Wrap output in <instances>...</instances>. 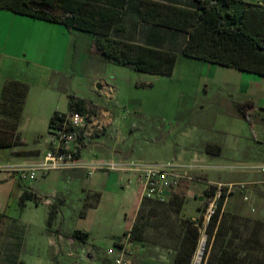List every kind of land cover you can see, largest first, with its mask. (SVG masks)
<instances>
[{
	"label": "rangeland",
	"instance_id": "374dc122",
	"mask_svg": "<svg viewBox=\"0 0 264 264\" xmlns=\"http://www.w3.org/2000/svg\"><path fill=\"white\" fill-rule=\"evenodd\" d=\"M192 1L180 5L191 6ZM130 3L137 6V0ZM61 27L71 33L73 44L69 56H64L66 61L61 72L55 74L59 92L55 106L60 113H67L68 96L75 95L86 101L84 113L89 120L98 122L93 131L82 132V149L96 143L104 150L122 154L125 159L186 167L192 177L178 190L183 198L180 212L172 204H141L135 221L140 227L138 240L130 243L134 264L171 263L183 245L185 230L182 223L194 214L198 215L195 220L203 219V226L192 264L198 257L202 264L204 255L200 254V243L206 239L207 244L209 235L210 222L206 215L214 197L208 196L209 189H214L213 183L255 186L253 192L247 189L244 194L232 190L223 208L229 214V225L249 230L241 226L240 219L232 220L234 215L264 221V197L258 194L261 189L258 181H264V173L260 170L264 167V76L183 55L185 36L175 31L162 29V32L148 36L129 26L125 33L128 38L148 40L150 44L177 55L175 68L169 76L139 72L92 53L94 35L69 30L64 25ZM18 30V44L9 46L6 52L26 56L30 43L29 27L20 26ZM59 51L61 61L65 49L60 46ZM102 84L104 88L100 89ZM36 103L35 99L31 110L27 111L34 113ZM239 105L249 115L248 119ZM22 119L25 127H32L33 123L26 120L25 114ZM48 122L46 119L40 125L42 134L24 133L25 145L15 149H46L51 138ZM218 146L224 147L222 156L216 155ZM0 151L9 153L11 149ZM192 152L202 157L190 161L189 166L178 162L193 157L189 156ZM206 153L213 156L212 161ZM0 158L8 160L5 155ZM56 173L51 172L48 177L37 174L33 180H21L12 172L0 171V213L6 216V225L17 223L23 213H29V207L41 216L34 219L21 236L18 257L26 260L25 264H32L37 256L42 257V264H113L108 250H117V244L132 230L133 215L139 206V197L130 191L136 185L121 187L115 205L108 203L102 209H96L97 198L91 195L89 187L91 176L66 172L58 180ZM253 176L256 183H250ZM24 189H33L41 200L49 199L55 205L59 213L53 219L52 229L59 231L64 240H58L48 230L49 206L43 203L38 206L27 204V208L21 206L19 200ZM246 196L248 200H245ZM76 231L88 233L85 241L74 237ZM71 238L76 240L75 244L69 240ZM51 240H55L56 245L51 244Z\"/></svg>",
	"mask_w": 264,
	"mask_h": 264
},
{
	"label": "trees",
	"instance_id": "16d2710c",
	"mask_svg": "<svg viewBox=\"0 0 264 264\" xmlns=\"http://www.w3.org/2000/svg\"><path fill=\"white\" fill-rule=\"evenodd\" d=\"M130 1L0 0V9L61 24L69 30L90 33L94 35L92 53L114 64L157 76L171 75L177 61L175 53L118 37L124 32V12L133 6ZM138 3L140 22L175 31L187 38L181 50L183 55L264 76V0L262 3L249 0H193L191 6L161 0H139ZM28 92L29 85L20 81L11 80L4 85L0 101V148L22 145L18 130ZM249 105L253 107L252 103ZM85 108L86 101L83 98L69 95V111H57L52 115L50 133L54 128L63 126L69 113H84ZM239 108L248 119L249 115L242 105ZM68 129L79 133L77 129ZM178 190L166 204L175 205L177 212H180L183 198ZM215 192V188L209 189L208 196H214ZM227 197L228 193L224 190L218 208L209 221L207 244L206 239L200 243V254L204 255L202 264H264V221L234 215L232 220L240 219L243 222L241 226L249 230L244 231L241 227H235V224L229 225V214L223 211ZM39 198L36 192L27 189L21 196V204L24 205L28 200L37 203ZM166 204L152 203L155 206ZM54 210L52 206L49 228ZM3 217L0 214V222ZM202 226L203 219L190 218L182 223L185 230L183 245L170 264H192ZM139 228L135 224L127 233L131 235L130 243L138 240ZM87 235L76 231L74 237L85 241ZM200 263L201 259L196 258L195 264Z\"/></svg>",
	"mask_w": 264,
	"mask_h": 264
},
{
	"label": "crops",
	"instance_id": "0c3cea01",
	"mask_svg": "<svg viewBox=\"0 0 264 264\" xmlns=\"http://www.w3.org/2000/svg\"><path fill=\"white\" fill-rule=\"evenodd\" d=\"M168 3H174V4H181L185 2H190V0H161ZM139 0H137V6H132L133 10L125 11L123 17H129L128 20H125L128 24H123L124 32L122 35H119L118 37L120 39L142 44V45H150L148 40H142L141 38H128L125 36V33L128 31V27L131 26L140 32L147 33L148 36L150 34H158L159 32H162L161 28H156L147 24H143L139 21L138 15H137V9L139 8ZM191 3V2H190ZM130 7V6H129ZM22 15L16 14L12 11L3 10L0 9V101L2 97V91L4 88V85L11 80L20 81L22 83L29 85V92L26 98V102L24 105V110L22 113V117L20 120V126H19V134L22 141L21 146L25 145V142L22 140V135L24 133L26 134H42L41 130H39V127L42 123L48 119L50 121L52 115L57 112V106H55L57 101V94H59L56 86L55 81V74L57 75L61 72V68H63L64 63L66 61L65 55L70 54L72 51V38L71 33L69 34L64 27H61V25H58L56 23H51L39 19L30 18L27 16L21 17ZM28 26L29 27V51H26V56H19V55H13L10 54L7 51L9 46L14 47L18 44V35L20 34V26ZM31 29L33 31L31 32ZM166 30V29H163ZM167 32V31H166ZM169 32V31H168ZM94 38V37H93ZM92 38V39H93ZM187 38L185 37V40ZM60 46H62L65 51L63 53V59L60 61ZM157 47V46H154ZM159 48V47H157ZM161 49V48H160ZM164 50V49H163ZM69 56V55H68ZM60 61V64H59ZM61 66V67H60ZM104 85L102 84L100 86V89H103ZM110 87L109 89H111ZM38 94V95H37ZM69 98V96H68ZM37 100L38 103H36L34 107V113L28 112L27 110H31L32 103L34 100ZM56 108V109H54ZM36 109V110H35ZM106 111V110H105ZM39 112V113H38ZM59 112V111H58ZM109 114V112H106ZM26 116V120L30 121L32 124V127H25L23 125L24 119L23 116ZM110 115V114H109ZM111 116V115H110ZM111 122H113V119L111 117ZM49 124V122H48ZM39 125V126H38ZM32 132V133H29ZM96 144V143H95ZM91 144L82 149L81 156L83 159L86 160H123V161H134L129 160L128 158H123L122 154L116 153L113 150L107 151L103 149L104 147H100L99 145ZM51 138L47 144L46 149H35V150H25L22 148L11 147V148H0V150L3 149H11V151L8 153L6 151H0V156L7 157V161H13V162H21V161H32L40 156H42L46 151H48L51 148ZM91 148V150H90ZM94 149H97L94 150ZM102 152H99V151ZM224 152L223 146H218V151L216 155L222 156ZM208 156L210 154L206 153ZM205 154V155H206ZM193 155V157L189 159H179L178 162L180 163H186L184 166H189V162H193L197 160L198 157H202L199 154H196L195 152H192L189 156ZM206 155V156H207ZM213 156H209V160L212 161ZM0 160H3L0 158ZM202 160V159H201ZM137 162V161H135ZM54 172V171H53ZM66 172H73L74 175L79 176V174H84L86 176V171L83 170H64L62 172L56 173V178L58 180H61L62 177L65 175ZM50 173L45 176L48 177ZM255 176L251 177L250 183H256L253 182V178ZM132 178V175L127 172H106V171H98L94 175L91 176V180L89 181V187L90 191L92 192L91 195L95 196L97 198V208L96 209H102L105 204H116L118 200V195L121 192V187H126V184L129 183L128 180ZM261 185V189L258 191V194L264 197V181H258ZM135 184V187H131L130 191L135 194V196L140 199V186H138L135 182H133L130 186ZM184 184V183H183ZM182 184V185H183ZM181 185V186H182ZM254 185V184H252ZM257 186V185H256ZM188 187V186H187ZM255 186H248V189L253 192ZM259 188V187H258ZM26 189L23 190L22 194L24 193ZM34 191L33 189H31ZM21 194V196H22ZM21 196H20V204H21ZM264 199V198H263ZM36 204L38 206L39 204L43 203L44 205H47L50 207L54 206V218L56 217L57 213H59L55 205L50 202L49 199L41 200L39 198V201L36 203L33 200H28L25 202L24 205L21 204L22 207H26L27 204ZM143 202L140 199L139 206L136 209L133 220H132V227L133 228L135 221L137 219V215L139 212V209L141 207V204ZM262 203V202H261ZM264 203V200H263ZM27 208V207H26ZM23 210V209H22ZM49 210V211H50ZM1 214V213H0ZM3 215V214H2ZM26 216L25 217H23ZM50 215V212L49 214ZM3 219L0 222V264H25L26 260H21L20 257H18V253L21 251L22 247V239L21 236L26 232L27 228L31 226V223L34 222V219H37L38 216H40L35 209L32 207H29V213L22 214V217L18 219L17 223H13V225H9L5 223L6 216L3 215ZM193 220L197 218V214L190 215ZM27 217H30L28 219ZM8 218V217H7ZM53 218V219H54ZM12 219H10L11 221ZM48 220L47 219V227L48 230L54 234L56 237H58V240L62 241L64 240L62 234L59 231H55L52 229L53 226V220L52 225L49 228L48 226ZM3 226V229L1 227ZM73 244L76 243V240L71 238L69 239ZM51 244L56 245L55 240H51ZM89 258H91V255H89ZM111 259V258H110ZM113 259V258H112ZM111 259V260H112ZM43 260L42 257H35L32 260V264H42ZM133 262V261H132ZM134 264V263H133ZM167 264H170L169 262Z\"/></svg>",
	"mask_w": 264,
	"mask_h": 264
},
{
	"label": "built area",
	"instance_id": "2783aa9c",
	"mask_svg": "<svg viewBox=\"0 0 264 264\" xmlns=\"http://www.w3.org/2000/svg\"><path fill=\"white\" fill-rule=\"evenodd\" d=\"M98 125L96 120L90 121L86 113L72 112L64 121L62 127H57L51 133V148L39 158L32 161H1L0 171L7 170L17 175L21 180L35 179L37 174L47 176L51 172H62L64 170H84L88 176L98 171L127 172L132 175L129 185L135 182L140 186V199L142 202L169 203L173 194L186 180H192L188 168H178L173 163L165 166L145 164L135 161L123 160H86L81 156V134L83 131H93ZM79 130V133L70 131L68 128ZM260 170L264 173V167ZM216 189L208 208L206 219L209 222L218 208V202L224 190L228 197L232 190L246 193L248 185H221L212 184ZM227 197V198H228ZM248 200V197H245ZM206 222V223H208ZM130 237L117 244V250L109 249L108 255L113 257V264H133L130 253ZM195 262V260H194ZM193 262V264H194ZM201 264V263H200Z\"/></svg>",
	"mask_w": 264,
	"mask_h": 264
},
{
	"label": "water",
	"instance_id": "95a60500",
	"mask_svg": "<svg viewBox=\"0 0 264 264\" xmlns=\"http://www.w3.org/2000/svg\"><path fill=\"white\" fill-rule=\"evenodd\" d=\"M99 88H100V86H99Z\"/></svg>",
	"mask_w": 264,
	"mask_h": 264
},
{
	"label": "bare ground",
	"instance_id": "6f19581e",
	"mask_svg": "<svg viewBox=\"0 0 264 264\" xmlns=\"http://www.w3.org/2000/svg\"><path fill=\"white\" fill-rule=\"evenodd\" d=\"M203 259V258H202Z\"/></svg>",
	"mask_w": 264,
	"mask_h": 264
}]
</instances>
